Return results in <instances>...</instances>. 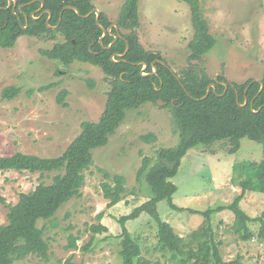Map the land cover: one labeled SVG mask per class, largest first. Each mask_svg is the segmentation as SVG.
Returning a JSON list of instances; mask_svg holds the SVG:
<instances>
[{
    "label": "rangeland",
    "instance_id": "rangeland-1",
    "mask_svg": "<svg viewBox=\"0 0 264 264\" xmlns=\"http://www.w3.org/2000/svg\"><path fill=\"white\" fill-rule=\"evenodd\" d=\"M203 13L216 46L200 66L211 79L224 76L228 82L243 85L264 76V0H202ZM126 0H92L100 14L116 24ZM97 17V16H96ZM140 27L136 41L146 50L166 60L175 73L189 67V43L194 36L190 7L179 0H140ZM97 20V18H96ZM128 33V32H126ZM22 36L13 49L0 48V157L16 153L39 157H58L80 135L84 122H98L110 90L108 78L98 67L75 62L65 66L41 55L57 43ZM56 87L40 91L49 84ZM224 83V82H223ZM22 89L12 100L2 99L5 88ZM68 91L66 107L57 102L59 94ZM153 135V136H152ZM179 143L171 109L148 103L128 114L105 147L93 151V165L85 172L82 196L64 205L51 221L39 222L46 227L51 245L47 261L35 256L17 264H123L122 233L119 219L150 201L154 195L145 178L138 173L145 158L157 159L162 148ZM228 143L198 146L183 158L178 174L170 181L177 187L172 202L183 209L173 210L168 200L158 203L160 219L171 224L174 232L189 238L197 230L211 228L226 261L238 258L242 264H264V243L254 239L243 242L232 231L235 214L229 209L241 195L234 185L233 166L247 161H260L264 149L258 142L241 140L240 149L230 153ZM105 173L126 178L127 192L114 207L104 197ZM56 173L0 171V226L7 224L9 205L18 203L22 193H29L42 183H52ZM242 209L257 218L264 211V194L248 192L241 201ZM215 212L206 217L205 212ZM218 211V212H216ZM103 225L108 231L94 233ZM253 231L260 224L250 223ZM137 239L144 257L161 264H174L169 253L157 244L158 225L147 213L126 223ZM70 236L78 238V248L68 250ZM91 242V243H90ZM89 245L88 250L85 247Z\"/></svg>",
    "mask_w": 264,
    "mask_h": 264
},
{
    "label": "trees",
    "instance_id": "trees-1",
    "mask_svg": "<svg viewBox=\"0 0 264 264\" xmlns=\"http://www.w3.org/2000/svg\"><path fill=\"white\" fill-rule=\"evenodd\" d=\"M16 1L14 11L13 6L5 9L9 0H0V48L13 49L22 36L50 41H57L61 36L64 42L55 44L52 49L41 50V55L65 66L79 62L100 68L109 79L110 90L99 121L84 122L80 135L60 156L44 158L16 153L0 157V171L56 173L51 184L42 183L33 191L22 193L17 204L9 205L8 222L0 226V264H17L30 256L48 260L51 245L45 236L46 227H39V222L53 220L64 205L82 196L86 185L85 172L94 162L93 151L108 145L129 113L148 103L158 105V100L166 102L172 111L179 143L160 149L155 162L151 158L143 161L138 179L145 178L154 197L118 220L122 227L118 237L121 239L123 264H161L143 256L138 240L126 228L128 221L136 220L144 213L157 222L158 247L162 253H169L174 264H242L239 258L234 261L223 258L220 242L216 243L213 235L208 238L209 232L213 234L210 227L183 238L174 232L171 224L160 219L157 209L159 202L168 200L171 209L183 210L172 202L177 187L170 180L178 174L182 160L190 150L201 145L228 143L231 146L229 152L235 153L243 139L258 142L264 149V76L261 81L249 80L243 85L229 83L224 76L216 82L200 66L193 64L202 62L217 43L204 17L203 1L179 0L190 7L194 28L189 43L190 66L179 73L172 71L160 54L146 50L136 41L134 35L140 27V0H126L116 22L117 28L111 31L108 30L113 22L105 14H101L99 23L95 14L87 17L95 9L92 0ZM42 3L45 5L43 9ZM68 7L72 8L64 11L60 21L63 10ZM34 13L40 18H31ZM26 18L28 29L23 30L22 26L27 25ZM104 32H107L105 38ZM115 36H118L117 41ZM127 43L130 50L122 58L120 55L125 53ZM110 45L112 47L108 49ZM143 64L147 65L144 71ZM223 82L227 83V89ZM212 84L216 85V91L212 89L209 96L201 100ZM56 86L55 83L49 84L40 91ZM21 92L20 87H7L2 92V99L12 100ZM67 96L66 90L58 96L57 102L63 107H66ZM246 99L248 104L242 107ZM233 175L232 182L240 187L241 195L229 207L235 214L232 231L243 242L257 239L264 243V211L253 219L240 205L248 192L264 194V157L260 161L235 164ZM105 176L104 197L110 201L109 207H114L123 200L127 181L119 174L105 173ZM214 212L209 210L204 215L209 218ZM252 222L260 224L257 231L250 228ZM106 231L108 228L103 225L93 227L94 233ZM77 242V237L70 236L67 249H77ZM65 264L75 263L69 259Z\"/></svg>",
    "mask_w": 264,
    "mask_h": 264
},
{
    "label": "water",
    "instance_id": "water-1",
    "mask_svg": "<svg viewBox=\"0 0 264 264\" xmlns=\"http://www.w3.org/2000/svg\"><path fill=\"white\" fill-rule=\"evenodd\" d=\"M13 6V10L15 11V9H16V7H17V1L16 0H9V5H8V7L7 8H5L6 10H8L9 8H11ZM44 3H42V7H41V9H43L44 8ZM69 8H72V7H68V8H65L64 10H63V12H62V14H61V18H60V21L62 20V16H63V13H64V11L66 10V9H69ZM20 9H21V7H20ZM41 9L39 10V11H41ZM75 11H77L75 8H73ZM77 13L79 14V11H77ZM35 14L36 13H34V14H32L31 15V18H33L34 20H36V19H39L40 17H35ZM93 14H95L96 16H97V22L99 23V18H100V16H101V14H100V12L97 10V9H94L87 17H90L91 15H93ZM42 15H43V13H42ZM26 21H27V25L26 26H22V29L23 30H27L28 29V18H26ZM114 27H116L117 28V25L116 24H113L110 28H109V30L108 31H111L112 30V28H114ZM106 35H107V32H104V35H103V38H105L106 37ZM117 39H118V36H115V41H117ZM112 47V45H110L109 46V48L108 49H110ZM129 50H130V44L129 43H127V46H126V51H125V53L123 54V55H120V57H122V58H124L125 56H126V54L129 52ZM115 57V56H114ZM114 57H113V59H114ZM147 69V65L146 64H143V71L144 70H146ZM154 72H156V67L154 66ZM144 75H147V74H144ZM200 76H201V72H200ZM215 81L217 82L218 80H217V78L215 79ZM224 85L226 86V89H227V83H224ZM262 88H263V84H262ZM261 88V89H262ZM214 90V92L216 91V85L215 84H212V85H210L209 87H208V90H207V94H206V96L204 97V98H202L201 100H203V99H206L208 96H209V94H210V92H211V90ZM195 100H198V99H195ZM157 104L159 105V106H164V105H166L167 103L166 102H163L162 100H158L157 101ZM248 104V101H247V99L245 100V103L243 104V105H241L242 107H245L246 105ZM251 108H252V110H253V103H251ZM262 109V108H261ZM260 109V110H261Z\"/></svg>",
    "mask_w": 264,
    "mask_h": 264
},
{
    "label": "flooded vegetation",
    "instance_id": "flooded-vegetation-1",
    "mask_svg": "<svg viewBox=\"0 0 264 264\" xmlns=\"http://www.w3.org/2000/svg\"><path fill=\"white\" fill-rule=\"evenodd\" d=\"M230 83V82H229Z\"/></svg>",
    "mask_w": 264,
    "mask_h": 264
}]
</instances>
